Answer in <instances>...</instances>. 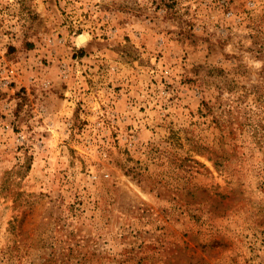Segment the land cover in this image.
Wrapping results in <instances>:
<instances>
[{"label":"rangeland","instance_id":"obj_1","mask_svg":"<svg viewBox=\"0 0 264 264\" xmlns=\"http://www.w3.org/2000/svg\"><path fill=\"white\" fill-rule=\"evenodd\" d=\"M0 264H264V0H0Z\"/></svg>","mask_w":264,"mask_h":264}]
</instances>
